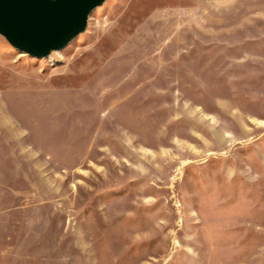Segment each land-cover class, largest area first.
<instances>
[{"label": "rangeland", "instance_id": "374dc122", "mask_svg": "<svg viewBox=\"0 0 264 264\" xmlns=\"http://www.w3.org/2000/svg\"><path fill=\"white\" fill-rule=\"evenodd\" d=\"M0 264H264V0H105L42 59L0 35Z\"/></svg>", "mask_w": 264, "mask_h": 264}, {"label": "water", "instance_id": "95a60500", "mask_svg": "<svg viewBox=\"0 0 264 264\" xmlns=\"http://www.w3.org/2000/svg\"><path fill=\"white\" fill-rule=\"evenodd\" d=\"M105 0H0V35L21 53L42 59L66 47Z\"/></svg>", "mask_w": 264, "mask_h": 264}]
</instances>
